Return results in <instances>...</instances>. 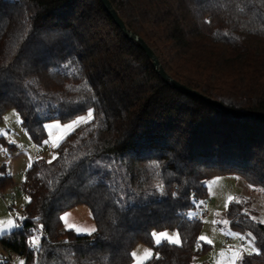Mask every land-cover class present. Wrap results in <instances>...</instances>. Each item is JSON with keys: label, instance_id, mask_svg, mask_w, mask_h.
I'll use <instances>...</instances> for the list:
<instances>
[{"label": "trees", "instance_id": "obj_1", "mask_svg": "<svg viewBox=\"0 0 264 264\" xmlns=\"http://www.w3.org/2000/svg\"><path fill=\"white\" fill-rule=\"evenodd\" d=\"M109 2L172 79L227 109L264 114V0ZM9 110L37 145L45 123L93 114L55 147L56 159L37 158L26 171L29 220L0 237L3 253L25 264H129L134 246L154 247L151 233L163 230L181 244L161 242L159 259L142 264H205L201 222L186 216L207 197L206 182L233 175L264 192V120L233 117L166 84L100 0H0V121ZM12 185L0 176V188ZM245 199L230 202L224 219L260 249L238 264H264V224ZM80 205L91 235L62 226L61 215Z\"/></svg>", "mask_w": 264, "mask_h": 264}, {"label": "rangeland", "instance_id": "obj_2", "mask_svg": "<svg viewBox=\"0 0 264 264\" xmlns=\"http://www.w3.org/2000/svg\"><path fill=\"white\" fill-rule=\"evenodd\" d=\"M88 111L68 122L54 120L45 123L44 128L47 133L45 140L48 143L45 144L43 142L41 145L32 142L25 129L22 128L19 114L15 110H9L3 115L0 121V137L4 141V143H0V172L7 173L11 177L13 185L8 189L0 188V192H5V198L0 199V221H7L11 218L16 223L21 222L17 217L18 215L23 216V209L28 203L25 200V197L28 196L22 187L26 171L29 168L28 165L32 164L37 158H43L46 161L52 160L55 155L54 145L58 146L65 137L92 120L93 114L89 118L87 116ZM79 117H84L87 122L80 121L78 124L73 125L72 129L65 127L66 124H70ZM7 145H11V148ZM206 189L207 198L210 199L211 203L207 207V214L201 220V229L198 237L204 235L212 240L213 243L207 244L198 240L199 245L206 244L208 246L199 257V262L205 264H232L233 251L241 245H246L249 238L239 233V235H232L231 233L237 232L229 229L227 224L223 223L225 221L224 213L230 202L246 198L245 200L249 201L247 203L249 215L251 217L255 216L258 222L264 220V192L254 190L242 178L233 175H220L209 179L206 182ZM9 195H12L13 198L11 199ZM229 197H233L234 199L229 201ZM8 206H11V210H8ZM65 213H68L67 222L61 220L64 228H68V225H75L81 229L95 227L91 213L84 205L76 206ZM12 230L9 229L0 233V237ZM71 230L77 234L75 229ZM163 231H167L170 235L177 233L176 231ZM241 236L245 237V239H241ZM163 241L165 240L162 239ZM242 241L243 243H241ZM152 245L154 247L157 245L153 236ZM154 247L143 243L136 244L132 252H136L137 256L133 257L131 255V262L129 264H142L148 260H138V258H142L145 251L149 249L152 252V257H155L157 254ZM1 253L7 257V253H3V250L0 248ZM7 259V264H20L21 260L24 261L23 257L17 254L8 256ZM238 263L239 260L236 261V264Z\"/></svg>", "mask_w": 264, "mask_h": 264}, {"label": "snow or ice", "instance_id": "obj_3", "mask_svg": "<svg viewBox=\"0 0 264 264\" xmlns=\"http://www.w3.org/2000/svg\"><path fill=\"white\" fill-rule=\"evenodd\" d=\"M206 22L210 23L211 21H206ZM87 116L89 118L92 117V110L88 111ZM80 121L87 122L84 117H79L77 120H73L70 124H66L65 127L69 128V129H72L73 125L78 124ZM44 143L47 144L48 141L45 140ZM56 146L57 145H54V147H56ZM56 158L57 157L54 155L53 159H56ZM49 163H51V161H49ZM28 167L31 168L32 164L30 163L28 165ZM3 175H4V173L0 172V176H3ZM159 187L162 189V185L159 186ZM172 195H173V197H175L177 194L173 193ZM228 199H229V201H232L234 198L233 197H229ZM25 200L28 203H30L31 202V197H25ZM189 215L191 216V215H195V214L194 213H190ZM67 216H68V213H65L63 216L60 217V219L64 220L65 222H67ZM17 218L20 221H24V222H28V220H29V218L25 217V216H19L18 215ZM35 219L39 220L40 217H36ZM251 219L255 221L257 218L255 216H252ZM223 223L227 224L228 221L225 220V221H223ZM259 223L264 224V220H260ZM22 227H23L22 224L16 223V221L11 219V218H9L7 221H0V233H3V232H5V231H7L9 229H21ZM40 228L42 229L43 225H41ZM68 228L69 229H75L77 234L86 233L87 235H91L92 233H95L97 231V229L95 227H92L90 229H81V228H78L75 225H68ZM28 231L29 232H34L35 229H28ZM231 234L232 235H239L238 233H231ZM151 235L155 238V243L157 245L161 244L162 239L167 241V243H169V244H174V245H180L181 244L179 233L170 235L167 231H160V232L153 231L151 233ZM247 237H250V239L247 240V244L246 245H241L238 249L233 251V255H232V258H231L232 259V264H236V261H238V260L239 261H243L244 260L243 253H245V252H247V254L249 256H251L252 254H256V255H260L261 254L260 253V249L255 246L256 237L253 236V234L251 232L247 233ZM241 239H245V237L241 236ZM198 240L199 241H203V242H205L207 244H212L213 243L212 240L208 239L204 235H201L200 237H198ZM28 241L30 242V245H31L32 249H35L37 252H41V245H40V237L39 236H37V235H29L28 236ZM131 255L133 257H136L137 253L136 252H132ZM151 257H152V252L149 249V250H146L145 253L143 254V257L142 258H138V260L139 259H150ZM157 259H159V254H157ZM20 264H25V262L23 260H21Z\"/></svg>", "mask_w": 264, "mask_h": 264}, {"label": "water", "instance_id": "obj_4", "mask_svg": "<svg viewBox=\"0 0 264 264\" xmlns=\"http://www.w3.org/2000/svg\"><path fill=\"white\" fill-rule=\"evenodd\" d=\"M100 2L102 4L104 10L108 14V16L113 20L115 25L122 31L124 37H126L127 39H129L131 41H134L140 47V49L150 59L152 66L154 67V69L157 71V73L159 74L161 79L166 84L170 85L171 87H173L174 89H176L177 91H179L180 93H182L184 95H187L189 97H193V98H196L198 100H201L204 103H206L207 105H209L210 107H214V108H216V109H218V110H220L226 114H229L233 117L264 120V114H252V113H246V112H240V111H234V110L227 109L218 101L212 100L209 97H207V96H205V95H203V94H201L195 90H192V89L186 87L185 85H183V84L175 81L174 79H172L161 68L157 58L155 57L153 52L150 50V48L145 44V42L142 39L138 38L136 35H134L131 31H129L125 27L124 23L116 14V12L113 9L109 0H100ZM248 238L250 239V237H248Z\"/></svg>", "mask_w": 264, "mask_h": 264}, {"label": "built area", "instance_id": "obj_5", "mask_svg": "<svg viewBox=\"0 0 264 264\" xmlns=\"http://www.w3.org/2000/svg\"><path fill=\"white\" fill-rule=\"evenodd\" d=\"M4 193L5 192H0V199L5 198ZM10 198L12 199L13 196L11 195ZM210 203H211V201L207 197L202 199L201 201L197 202L194 209L190 212V213H194L195 215L190 216L189 215L190 213H189V214H187L186 219L189 222H201L202 218L207 214V207L210 205ZM8 210H11V206H8ZM61 233H63V231H61ZM227 240H229V239L227 238ZM241 243H243V241ZM12 255H13V253H7V257L12 256Z\"/></svg>", "mask_w": 264, "mask_h": 264}, {"label": "crops", "instance_id": "obj_6", "mask_svg": "<svg viewBox=\"0 0 264 264\" xmlns=\"http://www.w3.org/2000/svg\"><path fill=\"white\" fill-rule=\"evenodd\" d=\"M64 228V227H63ZM64 229H67V230H69V228H64ZM71 230V229H70Z\"/></svg>", "mask_w": 264, "mask_h": 264}]
</instances>
